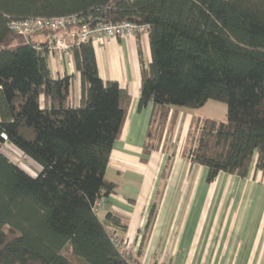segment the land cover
<instances>
[{
    "label": "trees",
    "instance_id": "16d2710c",
    "mask_svg": "<svg viewBox=\"0 0 264 264\" xmlns=\"http://www.w3.org/2000/svg\"><path fill=\"white\" fill-rule=\"evenodd\" d=\"M68 16L79 28L149 26V64L140 51L139 110L153 105L143 162L164 150L178 118L173 107L199 110L211 100L227 106L225 122L197 120L182 153L207 169L212 184L221 174L264 173V0H0V264H73L63 255L68 248L83 264H141L156 205L129 257L110 232L125 234L126 224L95 212L96 202L117 189L106 172L130 95L100 78L88 43L72 54L80 74L75 102L74 76L55 78L45 44L10 29L15 20ZM49 34L56 32L43 36ZM3 144L39 166L37 175L14 164Z\"/></svg>",
    "mask_w": 264,
    "mask_h": 264
},
{
    "label": "crops",
    "instance_id": "0c3cea01",
    "mask_svg": "<svg viewBox=\"0 0 264 264\" xmlns=\"http://www.w3.org/2000/svg\"><path fill=\"white\" fill-rule=\"evenodd\" d=\"M44 40V36L36 37L37 42ZM93 47L100 78L117 82L131 97L123 133L114 144L106 172V179L117 189L98 213L100 219L109 212L121 218L127 230L125 234L117 232L135 254L156 205L151 229L142 244L141 264H264V173L253 168L245 179L221 174L201 188V178L191 176L195 165L181 155L174 158L163 179L165 150L153 152L143 162L153 105L139 110L140 51L149 64V36L106 40ZM49 68L55 78L74 76L73 95L78 103L80 74L73 55L49 59ZM185 121L186 115L178 116L179 130ZM192 121L190 118L189 124ZM257 202L263 203L258 212Z\"/></svg>",
    "mask_w": 264,
    "mask_h": 264
},
{
    "label": "built area",
    "instance_id": "2783aa9c",
    "mask_svg": "<svg viewBox=\"0 0 264 264\" xmlns=\"http://www.w3.org/2000/svg\"><path fill=\"white\" fill-rule=\"evenodd\" d=\"M77 21L76 16L29 18L12 21L10 23V29L26 39L43 36L47 32H56L54 35L49 34L44 36V42H37V44H45L48 59H54L58 55L73 54L75 49L88 43L94 44L102 43L106 40L132 39L138 35L146 38L149 36L148 25H140L127 21L120 24L98 22L92 27L79 28ZM36 48L38 50L41 49L40 45H37ZM3 138L5 140L7 139L6 136H3ZM106 205L107 199L100 198L95 204V212L99 213ZM110 232L112 240L116 243L120 251L126 257H129L132 252L131 248H129L128 241L125 239L122 240L115 228H111Z\"/></svg>",
    "mask_w": 264,
    "mask_h": 264
},
{
    "label": "rangeland",
    "instance_id": "374dc122",
    "mask_svg": "<svg viewBox=\"0 0 264 264\" xmlns=\"http://www.w3.org/2000/svg\"><path fill=\"white\" fill-rule=\"evenodd\" d=\"M39 40H42L40 37ZM174 110H176L179 114L177 116L180 117L183 115H186V121L183 125V128L179 130V128L176 126L172 133L167 135L166 138V145L164 147V153L167 155L166 164L169 163V165H172V162L174 158H177L182 155V153L190 147L191 139L196 134V126H197V120H205V119H214L216 121L225 122L227 119V106L221 102L218 101H209L203 108L199 110H192L188 108L183 107H173ZM193 118V120L196 122L193 125L192 128V135L190 136V130L192 123L189 124V119ZM193 122V121H192ZM170 138V140H168ZM3 153L10 159L12 162L17 164L23 171L28 173L29 175L35 177L37 173L39 172V166H37L32 161L26 159L22 153L16 149L14 146H11L9 144L2 146ZM204 167L195 165V168L192 171V178L195 177L201 178L202 185L200 186L203 188L207 183V170L204 168V171L201 172ZM171 169H169L170 171ZM201 172V173H200ZM263 208V203L257 202L256 203V211H261ZM63 255L73 264H83L82 262H79L76 260L72 254V251L68 248L63 252Z\"/></svg>",
    "mask_w": 264,
    "mask_h": 264
},
{
    "label": "water",
    "instance_id": "95a60500",
    "mask_svg": "<svg viewBox=\"0 0 264 264\" xmlns=\"http://www.w3.org/2000/svg\"><path fill=\"white\" fill-rule=\"evenodd\" d=\"M97 22H95V24H96Z\"/></svg>",
    "mask_w": 264,
    "mask_h": 264
}]
</instances>
